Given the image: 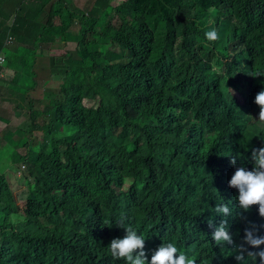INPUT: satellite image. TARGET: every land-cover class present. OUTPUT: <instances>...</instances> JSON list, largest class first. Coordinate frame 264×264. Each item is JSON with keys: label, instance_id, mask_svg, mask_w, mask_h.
Masks as SVG:
<instances>
[{"label": "trees", "instance_id": "obj_1", "mask_svg": "<svg viewBox=\"0 0 264 264\" xmlns=\"http://www.w3.org/2000/svg\"><path fill=\"white\" fill-rule=\"evenodd\" d=\"M112 2L89 1L104 9L88 6L86 17L52 2L64 29L79 25L76 58L50 57L1 91L10 102L37 91L25 123L6 128L7 147L37 132L45 140L41 155L25 158L33 183L24 219L13 220L12 199L0 207V264H125L109 249L121 221L153 237V253L174 242L210 264H237L233 244L214 247L208 228L230 173L264 136L253 114L264 75H251L264 72V0ZM212 29L214 42L204 35ZM46 44L35 42L27 74ZM58 70L62 84L48 99ZM14 153L0 190L25 160Z\"/></svg>", "mask_w": 264, "mask_h": 264}, {"label": "clouds", "instance_id": "obj_2", "mask_svg": "<svg viewBox=\"0 0 264 264\" xmlns=\"http://www.w3.org/2000/svg\"><path fill=\"white\" fill-rule=\"evenodd\" d=\"M72 1L77 2L79 0ZM89 1L91 0H85L79 9L87 8L89 5L86 4H90ZM18 6L36 16H41L44 13L49 16V22L41 23L42 21L35 20V23H29L28 26L22 23H11L14 24L12 30L15 33L9 34L6 38L4 37L0 44L2 47V50H0V105L2 106L11 102L2 97L1 91L4 89L10 90V87L14 88L15 84H17L16 78H20L19 82L25 75H31L34 72L38 73L41 70L38 65L41 62H43L42 64L49 63L50 57L64 58L66 53H72L75 58L77 56L76 47L79 40L77 31L79 30V25L72 26L69 29L65 27L64 29L63 16L60 18V22H53L59 18L58 15L62 10L50 12L45 7L38 8L27 5L25 0H17L14 6L17 19L19 18ZM69 8L71 9V7ZM83 14L86 17L89 12L85 10ZM204 35L208 41L214 42L219 39V34L215 29L205 32ZM38 39H43L47 42L43 49L44 57L40 54L42 49H39L35 56L37 62L33 67V72L27 74V70L24 71L21 68L20 52L28 49L34 55L35 42ZM8 49H13V51L9 53L7 52ZM54 49H60L61 52L53 55ZM247 51H250V49ZM212 70L213 72L217 71L215 65H213ZM9 71L11 72L10 79H5L4 77L9 74ZM55 72L59 74V81L51 80L46 85V88L53 87V83L59 85L60 88V84H62L61 75L59 70ZM251 75L262 76L264 72H253ZM43 81L45 82V79ZM20 84L25 83L20 81ZM36 94L37 91L31 89L27 95L35 100ZM254 103L259 106L260 112L254 108L253 114H259L258 118L255 117L261 125L264 122V89L256 94ZM4 113L0 115L2 116ZM13 116L18 117L16 112H14ZM8 121V123L0 121V124L4 125L2 128L0 127V133H4L6 128L10 126L12 116ZM25 121L21 125L14 127V129L22 126ZM37 133L43 136L41 132ZM259 137L262 142L256 149L252 150L251 157L242 158L236 170L230 173L225 200L221 204L216 205L215 218L209 222L208 230L213 246L221 248L233 244L232 251L236 249V254L231 256L236 259L237 264H264V136ZM33 138L31 136L21 148L16 150L18 159L20 157L23 160L25 158L31 159L32 156H39L43 153L42 142L45 140L44 137L41 142L37 143L32 141ZM237 159V156L231 157V163L234 166L237 165ZM7 161L11 163V157ZM25 161L26 159L15 162V170L12 171V178L9 180L10 186L0 190V207L6 206L9 199H12L16 207L18 214L13 219L14 221H22L24 219L30 191L29 183H33V178L28 171L29 164H26ZM7 175L1 172L0 178H7ZM0 222H2L1 211ZM118 224L125 227L121 232L122 238L112 239L109 249L114 259L124 260L125 264H210L203 258L180 251L174 242L163 243L153 253V237L144 234L140 230L133 229L131 226H124L122 221ZM0 234H2L1 231ZM211 250L217 252L212 247Z\"/></svg>", "mask_w": 264, "mask_h": 264}, {"label": "rangeland", "instance_id": "obj_3", "mask_svg": "<svg viewBox=\"0 0 264 264\" xmlns=\"http://www.w3.org/2000/svg\"><path fill=\"white\" fill-rule=\"evenodd\" d=\"M17 0H0V31L2 29H4L1 33H0V44L1 41L3 40V38L7 37L9 34L15 33L14 30H12V26L14 24L11 23H22L23 25L28 26L29 23H35L34 21H42L41 23H48L49 22V16L45 15L44 13L41 16H36L33 15L32 13H29L27 11H23L21 13L18 14L19 18L17 19V17L15 16V3ZM27 5H32V6H36V7H45L46 9L50 10L53 9L54 7L51 6L52 2H56L57 0H25ZM62 1V0H61ZM65 3H67L68 7L74 8V6L79 9V7L82 5L81 3L78 2H74L72 0H64ZM85 1V0H83ZM122 0H113V4H117L120 3ZM89 6H92V8L95 9L96 6V12H99L101 10L104 9L103 5L100 4H86ZM59 9V8H57ZM65 10V9H64ZM86 9H82L83 12H85ZM64 12L60 11L59 13V18L56 19L53 22H60V18L63 16ZM13 49H8L7 52H12ZM55 54V52L53 53ZM10 75L11 72L9 71V74L7 76H5V79H10ZM51 82V80L49 81ZM46 83V82H45ZM48 83H46L47 85ZM4 85V82H3ZM53 87H51L50 89L53 90H58L59 85H57L56 83H53ZM58 91H52L50 93H46V97L48 99H54L56 97V93ZM7 94H10V92H7ZM42 97V95L40 96V98ZM33 103V99L30 98L25 91L24 88V94L22 96H19L17 98H15V100H13V102L2 106L0 105V114L4 113L6 111H8V113L12 116V122L10 123V126L8 127L10 130H14V127L19 126L22 124L23 121H25L27 114H29L31 112V108H30V104ZM40 105L38 103L35 104V107L38 108ZM16 109H19L21 111L20 115L22 116H18L15 117L13 116L14 112ZM1 116V115H0ZM40 121H43L40 120ZM4 125L0 124V127L2 128ZM22 138H24V136L22 135ZM43 139V136L40 133H35L34 134V138L32 139V141H34L35 143L37 142H41ZM19 147V144L13 146L12 148L7 147V143H6V138H5V133H0V173L3 172L5 174H8L9 172V167H10V162H8L5 159H1L2 155L6 156V157H13L15 154H12L13 151H16ZM15 170V166L12 167V171ZM1 179V178H0Z\"/></svg>", "mask_w": 264, "mask_h": 264}, {"label": "crops", "instance_id": "obj_4", "mask_svg": "<svg viewBox=\"0 0 264 264\" xmlns=\"http://www.w3.org/2000/svg\"><path fill=\"white\" fill-rule=\"evenodd\" d=\"M77 2H78V3H81V4L84 3L83 0H79V1H77ZM74 8H76V7L74 6ZM54 52H55V54H57V53H60L61 50H60V49H54L53 52H52V54H53ZM20 54H21V59H20L21 68H22L24 71H26V70H27V67H28V65H29V63H30V61L32 60L33 54H32L31 52H29L28 49H26V50H22V51L20 52ZM55 54H53V55H55ZM47 60H48V59H47ZM42 63H43V62H41V64L38 65V67H40V69H42L45 65H48V66H49V63H45V64H42Z\"/></svg>", "mask_w": 264, "mask_h": 264}]
</instances>
